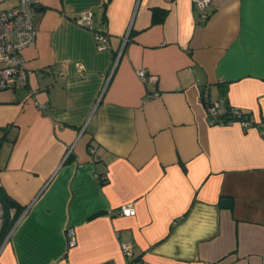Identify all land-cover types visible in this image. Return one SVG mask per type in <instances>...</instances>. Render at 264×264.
<instances>
[{
  "label": "crops",
  "instance_id": "1",
  "mask_svg": "<svg viewBox=\"0 0 264 264\" xmlns=\"http://www.w3.org/2000/svg\"><path fill=\"white\" fill-rule=\"evenodd\" d=\"M104 3L38 0L26 78L0 88V264H126L123 241L142 264H264V0L202 22L192 0ZM216 101L251 124H211Z\"/></svg>",
  "mask_w": 264,
  "mask_h": 264
},
{
  "label": "built area",
  "instance_id": "2",
  "mask_svg": "<svg viewBox=\"0 0 264 264\" xmlns=\"http://www.w3.org/2000/svg\"><path fill=\"white\" fill-rule=\"evenodd\" d=\"M4 0H0L2 2ZM198 10V22L208 18L207 5L211 0H192ZM38 0H17L16 4L8 9H0V88H8L15 84L18 79H25L24 48L35 43L37 30L34 26L35 5ZM76 23L82 27L93 29L95 41L99 49L110 47V35L101 29L94 28L97 20L91 10L81 11L76 18ZM137 75L140 79L151 82L155 76L147 73L144 69H138ZM220 103L213 102L209 106V112L215 115L220 112ZM235 113L240 116L242 111L235 109ZM243 126L251 124L250 120H235ZM232 121V122H235ZM259 126L264 129V123ZM94 151L93 148L90 149ZM71 148L68 149V152ZM123 215H133L135 209L133 203H127L121 207ZM4 220L3 205L0 201V232ZM67 238V248H72L76 243L75 229L71 226L65 228ZM121 249L126 256V264H142L139 260L133 259L132 246L129 241L121 243ZM51 264H56L53 262Z\"/></svg>",
  "mask_w": 264,
  "mask_h": 264
},
{
  "label": "trees",
  "instance_id": "3",
  "mask_svg": "<svg viewBox=\"0 0 264 264\" xmlns=\"http://www.w3.org/2000/svg\"><path fill=\"white\" fill-rule=\"evenodd\" d=\"M108 1L109 0H105L104 6H106ZM212 103L213 102L206 103L207 114H208L209 121L211 124H226V123H231L232 121H235V120H250L247 114H244L242 112L241 115L238 116L235 113V110L233 107H230V106H227L226 104H221V103H220L221 105L220 112L215 115H212L209 112V106ZM0 201L3 205V210H4V220H3V225H2L1 232H0V240H2V238L8 233L11 226L13 225L16 219V215L14 214L12 217L9 216L10 208L15 207V203L13 202V200L2 199V197H0Z\"/></svg>",
  "mask_w": 264,
  "mask_h": 264
},
{
  "label": "rangeland",
  "instance_id": "4",
  "mask_svg": "<svg viewBox=\"0 0 264 264\" xmlns=\"http://www.w3.org/2000/svg\"><path fill=\"white\" fill-rule=\"evenodd\" d=\"M16 0H4L0 2V9H8L10 8Z\"/></svg>",
  "mask_w": 264,
  "mask_h": 264
},
{
  "label": "water",
  "instance_id": "5",
  "mask_svg": "<svg viewBox=\"0 0 264 264\" xmlns=\"http://www.w3.org/2000/svg\"><path fill=\"white\" fill-rule=\"evenodd\" d=\"M222 205L223 206H227V201L226 200H222Z\"/></svg>",
  "mask_w": 264,
  "mask_h": 264
}]
</instances>
